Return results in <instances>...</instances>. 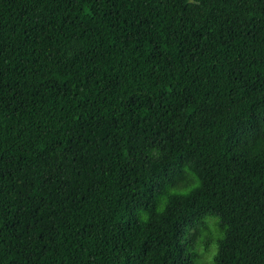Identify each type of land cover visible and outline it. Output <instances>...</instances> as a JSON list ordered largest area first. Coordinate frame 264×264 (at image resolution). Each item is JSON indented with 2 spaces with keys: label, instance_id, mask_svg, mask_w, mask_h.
I'll use <instances>...</instances> for the list:
<instances>
[{
  "label": "trees",
  "instance_id": "16d2710c",
  "mask_svg": "<svg viewBox=\"0 0 264 264\" xmlns=\"http://www.w3.org/2000/svg\"><path fill=\"white\" fill-rule=\"evenodd\" d=\"M202 227L264 264V0H0V264H196Z\"/></svg>",
  "mask_w": 264,
  "mask_h": 264
},
{
  "label": "clouds",
  "instance_id": "9594fccd",
  "mask_svg": "<svg viewBox=\"0 0 264 264\" xmlns=\"http://www.w3.org/2000/svg\"><path fill=\"white\" fill-rule=\"evenodd\" d=\"M188 170L187 167L185 169ZM201 187V181L197 178L196 183L189 189H185L183 191H177L175 189H171L168 194H165L164 197H162L161 204L157 207L156 212L162 213L164 211V207L168 202L169 195H179L187 197L190 192L193 190L199 189ZM149 214L147 212H141V215L139 217L140 223H146L148 221ZM206 235H208V232L205 231V229L202 227L200 229L199 237L197 238L195 242V248L191 251H195L203 257L201 260L197 261L196 264H216V258L220 255V247L221 242L224 241L225 237L224 234L220 235L219 241L213 242L210 245L206 246L204 244V240ZM183 237H181L180 242L183 243Z\"/></svg>",
  "mask_w": 264,
  "mask_h": 264
}]
</instances>
